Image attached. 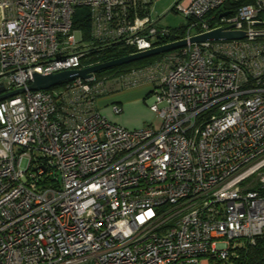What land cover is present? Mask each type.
Wrapping results in <instances>:
<instances>
[{
  "label": "built area",
  "instance_id": "obj_1",
  "mask_svg": "<svg viewBox=\"0 0 264 264\" xmlns=\"http://www.w3.org/2000/svg\"><path fill=\"white\" fill-rule=\"evenodd\" d=\"M237 1L179 0L173 42L186 46L29 91L34 74L145 52L173 31L151 0H0V96L24 89L0 100V264H236L264 238V0L225 8ZM215 30L244 37L189 43ZM111 84L148 87L159 128L102 116Z\"/></svg>",
  "mask_w": 264,
  "mask_h": 264
},
{
  "label": "water",
  "instance_id": "obj_2",
  "mask_svg": "<svg viewBox=\"0 0 264 264\" xmlns=\"http://www.w3.org/2000/svg\"><path fill=\"white\" fill-rule=\"evenodd\" d=\"M228 13H224L227 15ZM244 37L243 32H231L223 30H215L201 36L193 37L189 40V43H198L204 41H219V40H232V39H241ZM187 45V40H181L172 42L154 49L127 55L125 57L114 59L108 62L100 63L88 68L81 70H72L64 71L56 74L50 75H38L34 74L31 84L27 87L29 91H46L52 88L57 87L67 81L73 80L75 78L87 79L93 74L100 73L102 71L109 70L118 66L126 65L136 61H140L146 58L155 57L164 53L172 52L177 49H180ZM24 92V89L13 91L11 93L0 96V100L14 96L16 94H21Z\"/></svg>",
  "mask_w": 264,
  "mask_h": 264
},
{
  "label": "trees",
  "instance_id": "obj_3",
  "mask_svg": "<svg viewBox=\"0 0 264 264\" xmlns=\"http://www.w3.org/2000/svg\"><path fill=\"white\" fill-rule=\"evenodd\" d=\"M252 0H238L237 2H227L225 5L226 9H229V11H232L235 13L236 9L244 4L251 3ZM74 28L82 30L85 35L88 34L89 31V22L88 17L86 14V10L81 9L79 12V15H76V20L74 22ZM173 31L172 36L167 40V42H173L175 40H178L180 36L183 35L184 32V26L178 27V28H170ZM133 52V50L130 49H119V48H109L99 53L98 57L95 59L98 64L108 62L114 59H119L122 57H125L127 55H130ZM162 55H158L151 58H146L140 61H136L133 63H129L126 65L118 66L115 68H111L106 71H102L97 74H114V73H121L129 71L133 68H139L146 66L158 58H160ZM62 85V84H61ZM61 85H58L55 88L60 87ZM236 264H264V238L258 239L256 241L255 246L249 247L247 250V253L245 256L242 257V260L237 262Z\"/></svg>",
  "mask_w": 264,
  "mask_h": 264
},
{
  "label": "rangeland",
  "instance_id": "obj_4",
  "mask_svg": "<svg viewBox=\"0 0 264 264\" xmlns=\"http://www.w3.org/2000/svg\"><path fill=\"white\" fill-rule=\"evenodd\" d=\"M179 0H152L150 5V14L153 19H160V24L165 27L178 28L185 26L186 21L179 14L175 13L172 9L176 2ZM81 9L77 10V14ZM98 80L106 78L109 74H95ZM145 90L141 91L136 95V98H133L129 101L127 105V110L129 111V116L131 119L136 120L138 126L135 129L129 130H139L143 129L146 126H151L154 129L159 128V120L157 116L150 111L149 103L151 100L150 96L145 95ZM104 99L99 101L98 105H103L102 112L108 110L112 115V106L113 104H107L104 106ZM129 108V109H128ZM104 116V115H102ZM118 116V115H117ZM105 117V116H104Z\"/></svg>",
  "mask_w": 264,
  "mask_h": 264
},
{
  "label": "crops",
  "instance_id": "obj_5",
  "mask_svg": "<svg viewBox=\"0 0 264 264\" xmlns=\"http://www.w3.org/2000/svg\"><path fill=\"white\" fill-rule=\"evenodd\" d=\"M152 1V0H151ZM156 24H158L159 26H162L160 24V19H153ZM171 28V27H170ZM145 90V95H147L148 93V87L146 86H142V87H138V88H131V89H121L119 87V85L117 84H111L109 86V90L108 93L106 95H104L103 97H101L98 102H97V106H98V111L100 112L101 115H104L105 118L113 123V124H117L120 125L126 129H135L138 124L136 120L131 119V117L129 116V111L127 110V105L129 103V101L133 98H136L135 96L138 95L139 92ZM103 100V104L104 106L109 104H117L119 106H121L122 108V112L118 115V116H112L108 110H105L102 112L103 109V105L99 104V101L101 103V100ZM129 109V108H128Z\"/></svg>",
  "mask_w": 264,
  "mask_h": 264
}]
</instances>
